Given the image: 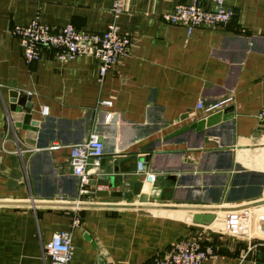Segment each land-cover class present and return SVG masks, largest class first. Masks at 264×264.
<instances>
[{"label": "crops", "instance_id": "obj_1", "mask_svg": "<svg viewBox=\"0 0 264 264\" xmlns=\"http://www.w3.org/2000/svg\"><path fill=\"white\" fill-rule=\"evenodd\" d=\"M190 2L124 0L117 25L130 45L100 82L91 56L59 61L41 50L37 61L26 63L11 29L37 16L53 30L72 25L101 33L113 19L110 0H0V264H51L43 246L53 232L69 230L75 215L77 264H153L174 241L198 234L215 253L205 264L258 261L262 251L253 243L194 223L192 212L101 206L143 205L139 196L156 190L146 204L236 206L264 198V130L256 118L264 107V0H224L233 16L215 30L188 34L161 19L177 3ZM19 94L28 96L24 104L31 109L21 112L38 122L35 132L11 121V97ZM200 101L221 103L205 112L196 108ZM227 107L229 120L193 127ZM93 133L105 163L114 154L126 163L123 173L111 175L112 188L90 185L79 198L69 147ZM55 143L60 147L52 150ZM133 160L154 176L151 182ZM91 168L90 180L110 175ZM45 202L56 205H40ZM255 222L246 224L249 233L264 239Z\"/></svg>", "mask_w": 264, "mask_h": 264}, {"label": "built area", "instance_id": "obj_2", "mask_svg": "<svg viewBox=\"0 0 264 264\" xmlns=\"http://www.w3.org/2000/svg\"><path fill=\"white\" fill-rule=\"evenodd\" d=\"M112 22L101 33H92L66 25L58 30H53L39 22L38 17L33 18L26 25H15L11 34L17 39L23 54L24 61L31 63L41 57V50H51L59 61H66L77 56H91L97 61L98 76L101 82L106 73L126 53L130 45L127 34L120 32L117 19L124 11V0H110ZM233 11L226 8L224 0H191L190 3H177L171 11L163 14L161 19L169 24L182 25L187 33L194 28L217 29L224 27L232 18ZM109 104V101H102ZM221 102L204 106L203 102L197 103V109L205 112L218 107ZM260 127L264 130V107L256 115ZM58 143L53 144L52 150L58 149ZM68 164L72 173L78 180V197L82 198L90 192L89 181L95 173L98 160L103 155V144L96 134H90L81 143L69 147ZM137 173L145 175V181L151 182L152 175L146 176L142 162L137 163ZM82 202V201H79ZM249 209L225 213V231L223 234L236 236L246 230L245 227L251 220ZM77 215L71 221L69 230L55 231L51 239L43 246V256L51 264H77L72 262L73 246L71 231L78 226ZM214 249L202 243L200 234L192 237H182L174 241L153 264H205L204 262L214 257ZM255 264V263H254Z\"/></svg>", "mask_w": 264, "mask_h": 264}, {"label": "water", "instance_id": "obj_3", "mask_svg": "<svg viewBox=\"0 0 264 264\" xmlns=\"http://www.w3.org/2000/svg\"><path fill=\"white\" fill-rule=\"evenodd\" d=\"M28 99V96L24 94H19L17 96L11 97V105L9 106V112H10V118L14 125V128H21L23 130H27L29 132H35L37 131L38 122L32 120V114L31 113H22L21 107H25L27 109H31V104H24V101ZM232 117V107H227L216 114L211 115L207 119L204 118L203 120L197 122L196 124H193V127H197V129L202 128H210L211 126L219 123V121H227ZM100 139V138H99ZM114 158L113 161H110L108 163H105L103 157L101 156L98 160L97 170H106V172L110 173V175L106 176H99L98 180H90L89 185H101V186H109L112 188L115 183L116 179H114L112 174L117 173H123L124 169V163L126 162H118L117 158L120 157L119 154H114L112 156ZM141 162L140 160H133V166L136 167L137 162ZM15 166V176L19 177V172L17 170L18 164L17 162L14 163ZM72 171V170H71ZM118 181V179H117ZM97 196H108L111 195L108 191H97ZM140 195V194H139ZM159 195V191H152L148 197L147 195L139 196L140 203H145L143 205L135 206L134 204H127V205H121V204H103L101 206H105L107 208H155V209H168V210H177V211H188L192 212V221L194 223L204 224L208 225L211 229L217 230L219 232H224L225 227V213L231 212V211H237V210H245V209H253L259 206L264 205V198L249 201L243 204H238L236 206H173V205H149L146 204L148 201V198H153L155 196ZM42 206H52L56 204H52L50 202H45L40 204ZM59 205V204H58ZM62 205V204H60ZM68 206H72L74 208H82V207H89V206H98L100 204H84V203H72L67 204ZM258 227L261 232L264 233V216L260 218L258 222ZM255 264H264V252L260 253V258Z\"/></svg>", "mask_w": 264, "mask_h": 264}, {"label": "rangeland", "instance_id": "obj_4", "mask_svg": "<svg viewBox=\"0 0 264 264\" xmlns=\"http://www.w3.org/2000/svg\"><path fill=\"white\" fill-rule=\"evenodd\" d=\"M256 210H258L259 213L261 212V217H259V216L256 217V214H257V211ZM256 210H254L251 213L252 216H251V220L250 221H253V217H254L255 218V221H256L255 223L258 224L260 218H262L264 216V207L261 208V206H259V209H257V207H256ZM256 227H258V225ZM250 231H252L251 226H250ZM249 234H247V231L246 230H242V233L241 234H238V235L232 236V237H237V238H239L241 240H244V241H250L251 243L254 244L255 250H257L259 252L260 251L264 252V239L257 237L255 235L256 233H252L251 232Z\"/></svg>", "mask_w": 264, "mask_h": 264}, {"label": "bare ground", "instance_id": "obj_5", "mask_svg": "<svg viewBox=\"0 0 264 264\" xmlns=\"http://www.w3.org/2000/svg\"><path fill=\"white\" fill-rule=\"evenodd\" d=\"M250 210V209H249ZM252 213V211L250 212ZM247 228V234H249V227L248 226H245ZM250 235V234H249ZM263 239V238H262Z\"/></svg>", "mask_w": 264, "mask_h": 264}]
</instances>
